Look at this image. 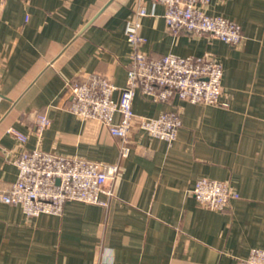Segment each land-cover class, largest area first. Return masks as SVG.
Returning a JSON list of instances; mask_svg holds the SVG:
<instances>
[{"label": "crops", "instance_id": "crops-1", "mask_svg": "<svg viewBox=\"0 0 264 264\" xmlns=\"http://www.w3.org/2000/svg\"><path fill=\"white\" fill-rule=\"evenodd\" d=\"M140 4L142 51L220 61L228 106L137 92V115L176 109L183 126L172 143L135 130L123 158L99 119L69 110L68 83L99 72L126 85L125 32ZM205 10L238 22L242 42L174 35L154 0H0V193L18 176L11 126L28 135L26 149L120 164L108 206L68 201L60 215L27 217L0 200V264H237L264 249V0H211ZM38 114L51 120L41 134ZM200 178L230 181L240 197L224 211L201 206L192 193Z\"/></svg>", "mask_w": 264, "mask_h": 264}, {"label": "built area", "instance_id": "built-area-1", "mask_svg": "<svg viewBox=\"0 0 264 264\" xmlns=\"http://www.w3.org/2000/svg\"><path fill=\"white\" fill-rule=\"evenodd\" d=\"M154 1L165 5L166 27L174 35L184 31L206 34L232 46H238L244 38L238 22L206 12L205 6L211 0ZM146 15V6L140 4L126 27L131 64L124 87L99 72L88 74L84 81L68 83L69 110L82 119H99L112 135L120 138L123 158L132 150L131 134L135 130L172 143L183 126L181 113L176 109L164 111L157 117L137 115L133 109L137 92L156 102H170L178 97L191 103L228 106L224 100V72L220 61L174 53L149 58L142 51L145 38L141 34V18ZM118 90L120 98L116 99L114 94ZM50 123L47 115H36V132L41 134ZM7 131L17 138L21 150L14 158L17 179L8 190L0 193V200L20 206L27 217L60 215L68 201L108 206L115 194L108 184L119 176V163L58 155L40 148L26 149L27 134L14 126ZM192 193L201 206L218 211L228 209L232 200L240 197L230 181L210 178L198 179ZM237 264H264V249L253 248L249 256Z\"/></svg>", "mask_w": 264, "mask_h": 264}]
</instances>
